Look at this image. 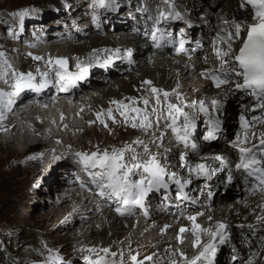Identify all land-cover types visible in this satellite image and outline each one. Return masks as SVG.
<instances>
[{
	"label": "bare ground",
	"instance_id": "obj_1",
	"mask_svg": "<svg viewBox=\"0 0 264 264\" xmlns=\"http://www.w3.org/2000/svg\"><path fill=\"white\" fill-rule=\"evenodd\" d=\"M28 1L29 0H0V14L7 5L13 6V10H17ZM63 1L66 0L55 2L56 4H54L53 10L61 11V9L64 10L66 7L72 6L74 10L77 9L81 11V8L84 7L82 3L85 0ZM121 1L124 4H122L120 0H116V4L122 7L120 12L107 17L110 25L108 26L105 24L104 17L101 15L103 17V25L92 26L90 38L87 39L84 44H74L72 42L63 44L62 41L58 43L59 41L56 40V37L51 40L44 39L41 43L33 42L32 44V42H29L31 43L29 45L36 49V51H31L32 56L42 57L43 59L41 61H35L31 58H29L28 61H24L25 54L18 57L16 50L19 46L16 44L7 46L2 51L14 71H20L16 66V61H22V66L32 63L34 68L33 71L37 73L36 69L46 67V62L50 58L53 60L58 58L70 60L72 63L71 66L73 67L69 68V72L73 74L77 73L76 63L78 61L83 62V66H86L88 71L83 74V79L75 81V87L59 93V95H62V99H58L57 97H51L50 99L44 96L45 94H50L51 86L44 88L42 93H37L38 95L34 94L32 90L27 89L19 96L12 97V107L9 111L5 112L6 118L3 123L0 124L1 129H10V133L4 136L0 132V141L2 139L4 141L3 144L0 145V150L7 152L6 157H0V174L3 175L1 168L8 165L11 170L16 169L17 173L24 175L22 182L29 184L40 174L42 166L47 165L48 175L45 173V177L49 183H51V188L56 192L58 201L55 202L53 200L52 205L49 207L50 210L46 212L42 222L47 224L48 219L54 217V222H56L59 227L65 228L64 234L62 233V235H60L61 238L52 233L48 235L47 238L58 242L59 240L65 239L69 233L72 238L69 246L78 247L80 241L83 239V241H86L87 248L111 249V251L116 254L115 264H119L121 254H123L125 264H128L130 255H136L137 253L140 259L153 256L154 262L162 259L164 264H168L169 259L178 260V257L170 256V253L165 252V249H171L172 252L182 251L190 257L196 255L197 253L193 252L191 248L193 237L186 233L183 237L186 243L181 245L177 242L176 236L181 227H191L189 221L184 219V217L194 215L199 217V213L201 212L204 213V216L199 217L196 222L202 226L213 227V229L217 223H224L228 226L226 232L229 239L224 245L219 246L214 264H240L243 257L246 262L252 258V255H246L248 244L252 242L253 246H257L255 239H257L258 231L256 228H264L263 225H257L254 222L257 213H253V210L258 203V198H244L245 195H243V197L241 196V201H238L237 199L240 195L237 193L235 194L231 188L223 185L224 176L211 178V180L208 177L200 178L202 182L198 184L196 176L194 174L190 175L188 170L181 166V161L179 159L181 155H186L187 163L190 165L205 162L219 168V165L215 164L213 161H201L200 157L224 156L227 157L230 162V169L234 175L233 178H239L237 177L239 171L235 173L234 170L235 165L238 163L237 155L234 151L225 148L205 151L204 146L208 144V141L203 139L204 136L200 138L203 126H199L198 123H205L209 117L202 114L197 117L196 131L192 136V142L196 144L197 150L193 152L191 148H182V145L176 143L174 135L166 127L164 120L159 122V126L154 123L153 128L145 134L142 131H137L132 128L124 130L118 129L116 128L117 126H113L111 123H108V128H105L96 120V114L100 112L107 113L110 108L115 111L116 105L111 103L114 100L129 104L130 99L126 98H134L137 100L148 99V110L151 111V108L156 107V103L148 85L144 83L145 81H151L152 87L164 91L172 92L178 89L179 93L185 97L186 102H191L193 100L205 101L210 111H213L211 109V101L213 99L220 100L223 107L220 108L219 111L213 112L212 118L221 121L222 130L220 132H222V135H230L231 133L236 134L238 132L237 128L230 131L226 126L223 127L224 123L227 125L228 116L231 112L226 106L227 98L223 99L222 95H228L227 91L230 90V87H221L219 89L212 87L210 84L211 81L201 77L200 73L216 69L219 64L216 56H212L213 54L210 53L212 39H209L208 36L214 34V31L216 36L220 34V27L223 25L225 19L230 21L236 19L237 21L249 22L250 18L247 17L248 15L246 12L239 10L237 0H223L222 12L226 14L222 19L217 15V12L212 10L213 7L210 6L212 0H184L183 4L177 3L175 5L176 10L180 12L183 19L165 22L163 26L168 28L167 33L170 34V29L180 24L179 28L185 32L188 40L191 41L190 47L194 50L197 48L200 49L204 47V45L206 46L207 43L206 48H208L207 51H209L210 56H208V54H202L201 56H197V58L195 55L176 56L174 51L172 54L166 52L169 49L168 47L156 49L149 36L144 37L142 34L143 29L149 26L148 21L151 15L155 16L158 14L157 9H163L165 12L170 11L167 5L162 4L160 0ZM153 4H155V8ZM98 10L101 12L103 9ZM102 12L104 13V11ZM196 13H199V16L202 15L201 13L204 14L203 17L207 19L206 25H204L202 21L200 22L194 19L192 14ZM84 22H86V25H90L87 24L89 23L87 20H84L81 24ZM194 23L195 25L204 27V30L208 32L206 35L207 37L203 36L200 32L203 30L202 28L195 30V25H193L192 28L188 27V24ZM79 26L80 23H74V25H72L73 28L78 30L77 34L71 33L69 29H62L58 31V33L61 34V36L58 37H63L65 39L72 38L74 37L73 35L81 37V35H83V30H81ZM121 28H124L125 31H120ZM98 29H113L114 32L111 33L109 37H103L95 33ZM30 31L32 30L24 28L20 37H27ZM48 34L50 36L53 35L51 32L47 33V35ZM119 34H121V36H119ZM208 40H211V42H208ZM45 45L50 46L45 47ZM235 47L238 48L239 44L235 45ZM117 50H119L120 58L113 55ZM153 50L156 51L153 52ZM27 51L30 50H25L24 52ZM128 51L132 52L130 58L132 60V65L126 63L124 67L123 62L130 60L126 55ZM94 53L96 54L95 60L92 59ZM109 56L112 57L109 64L104 67L97 66V62L95 61L98 57H101L98 62L102 64ZM115 60H117V62H115ZM206 60L207 63H205ZM38 63H41V65ZM140 64H145V66L141 68ZM23 68L24 67L21 69ZM119 68H125L127 72L133 69L128 72L126 81L111 77L115 75V70ZM98 69L101 70L100 73L104 75L106 79H111L109 82L110 88L106 87L100 90L98 86H95L94 76L96 75L93 74ZM40 72L42 71L40 70ZM50 74L48 80L54 82L56 78L55 74ZM35 76H37V74H35ZM9 81L10 83L12 82L10 76ZM56 84L57 87L60 86L59 82ZM78 86H81V89H77ZM11 89L12 88L8 84L0 82V90L9 92L12 91ZM85 89L92 90V93H86ZM94 90H97V92H93ZM86 95H88L87 99H85ZM27 96L32 100L31 103L25 100ZM161 99L163 100L162 97ZM54 101L56 104L58 103L59 113L54 109ZM170 101L174 102L175 98L170 97ZM235 102L239 105L241 104L240 99H237ZM46 103L49 105H46ZM135 107L143 108L144 106L142 104H137ZM81 109H83V111H81ZM186 111L189 110L186 109ZM237 114L238 113H236V116ZM16 115H19L23 121L17 124L15 119ZM116 120V125L122 127L125 125L119 113L116 115ZM30 122L31 125H29ZM39 125L44 126V128L36 130ZM204 128L207 134V123H205ZM20 130L21 132H19ZM58 133H61V135ZM161 134H164L162 144L159 139ZM146 136L148 139H146ZM137 139L142 140L144 144L151 149L152 154H159L161 162L167 166V170L170 173L175 172L182 183L190 181L187 187L184 188L185 191L192 197L193 190L197 188V191L202 195L201 200L198 194H196L195 197H192L195 205L185 204L182 206V204L175 199V202H171V204H173L169 206L168 198H170V194L173 189H179L177 185L170 184L167 192L161 189L159 192L149 193L142 207L133 208L131 215L121 216L116 211L117 205L112 201L99 198L98 202L100 203L99 206L96 207L94 205V202L97 201L96 198L86 194L95 188L91 179L88 178V175L91 177L90 170L73 167L76 164L72 166L63 163L60 167L56 164L58 160H60L61 155L63 160L69 163H77L79 159L76 156L77 152L91 154L96 151H91L93 148L87 150L86 148L88 146L95 145L96 142L103 143L108 140H111L115 144L103 146L104 149H101V152L103 150L110 151L112 148H123L125 145H130L136 148L137 152L142 153V147L133 144V141ZM57 141H60V143H57ZM220 141L223 142L224 140L221 139ZM89 142H91L92 145L87 144ZM158 145L160 146L158 147ZM25 146H28L29 149L41 148L38 153L39 155H36V159H30V157L34 156L29 155L28 151L24 149ZM71 150H74L75 154L70 153ZM164 156H166L167 159H164ZM58 174L64 176L65 180L58 181ZM73 174H76L77 178L81 176L84 183L78 185L77 180L72 179ZM9 176L10 179H13L16 174H10ZM70 179L76 181L74 183H69L68 180ZM165 179L167 180V177ZM209 189H211V192L216 191L214 200L212 201L208 199L210 193ZM222 191H225L227 194L222 195ZM241 193L248 194L247 191H241ZM165 197H167V199H165ZM198 207L199 209H197ZM138 211H142L139 212V214L143 217H140L139 221L136 219L130 220ZM160 212H163L165 215H162ZM173 214H177L178 217H170ZM96 218L99 219L98 224H95L93 221ZM75 223L83 225L88 230L82 231L74 227L73 225ZM244 223L246 225L249 223V225H254L255 230L249 228L242 230L243 227H238L244 225ZM246 225H244V227ZM165 226H168L167 232L161 235ZM208 239L207 236L202 237L204 243H207ZM248 240L250 242H248ZM155 254H159V256L157 257ZM61 258L65 262L70 260L68 258ZM82 259L84 260V257H82ZM108 259L111 260L112 258L109 257ZM150 264H152V262H150Z\"/></svg>",
	"mask_w": 264,
	"mask_h": 264
},
{
	"label": "snow or ice",
	"instance_id": "obj_2",
	"mask_svg": "<svg viewBox=\"0 0 264 264\" xmlns=\"http://www.w3.org/2000/svg\"><path fill=\"white\" fill-rule=\"evenodd\" d=\"M160 2L167 5L170 11L165 12L163 9H157L158 14L154 23L159 25L183 19L180 12L176 10L175 0H160ZM92 3L97 9H103L107 12L117 10L116 0H92ZM240 10L246 13L250 12L251 22L224 20L220 27V34L212 42L215 49L214 54L219 61V68L202 72L200 76L210 80L217 89L234 84L233 91L245 93L256 102V106L250 111L259 114L252 117L240 116L241 133L237 135L230 146L239 155V163L235 165V169L245 174L243 183L246 190L250 195L258 193L264 195V0H240ZM12 15L19 18L23 23L24 18L30 15V10L18 11ZM92 19L93 22L99 23L100 16L94 15ZM188 27L192 28L193 25L188 24ZM179 36L180 39L176 40L159 27L153 28L149 33V38L157 49L174 47L176 56L186 54V40L183 38L185 33L181 31ZM237 44L240 45L238 49L235 47ZM113 55L120 58L119 50ZM126 55L130 59L132 52L128 51ZM95 58L96 54L94 53L92 59L95 60ZM31 59L41 61L43 58L32 56ZM111 60L112 57L109 56L102 64L97 62V66L104 67ZM46 67L48 71L43 73L40 72V69H36L42 80L37 85L35 83L36 76L33 73L24 74L12 70V66L8 63L4 53L0 52V82L8 84L13 89L11 93L0 90V124L6 118L5 112L12 107V97L19 96L27 89L39 92L51 86L48 82L49 73L55 74L61 91H68L75 87V81L83 79V74L88 71V68L83 66V62L78 61L76 63L77 73L73 74L69 72L68 60L62 58L54 60L50 58L46 62ZM9 76L12 80L11 83ZM144 83L148 85L152 97L155 99L156 107L151 108V111L148 110V99L126 98L130 99L129 104L115 100L111 102L116 105V111L119 112L125 126L147 134L153 128L154 123L159 126V122L164 120L166 127L174 135L176 143L196 152L197 146L192 142V136L196 131L197 117L202 114L209 117L205 121L208 124V131L203 139L208 142L218 139L217 133L222 130L221 121L213 119L212 116L213 112L219 111L223 107L220 100L213 99L211 101L213 111H210L203 100L186 102L185 97L179 93L178 89L168 92L152 87L151 81ZM170 97H174L175 101L171 102ZM137 104H142L144 107H135ZM96 120L105 128H108L106 121H111L113 124L117 123L111 108L107 113H97ZM257 128L260 130L257 131ZM159 139L162 144L164 134H161ZM133 144L142 147V153L137 152L136 148L130 145H125L123 148H112L110 151L103 150L102 152L98 148L96 152L91 154L76 153L79 158L77 163L81 164L85 170L91 171V179L97 189L96 195L115 203L117 205L116 211L121 216L131 215L133 208L142 207L149 193L159 192L161 189L167 192L170 184L177 185L180 189L177 199L186 200L187 196L183 190L190 181L182 183L175 172L170 173L167 166L161 162L160 155L152 154L151 149L142 140L137 139L133 141ZM30 159H36V157H30ZM164 159L167 157L164 156ZM179 159L181 166L186 168L190 175L194 174L197 179L209 177L217 172L216 167L205 162L195 165L188 164L186 155H181ZM200 159L201 161H213L219 165L221 171L230 169V162L227 157L220 155L202 156ZM228 183H232L231 177H229ZM260 210L264 213V205L260 206ZM202 216L204 213H199V217ZM199 217L195 215L184 217L189 221L191 227H181L176 236L177 242L181 245L186 243L183 238L186 233L193 237L191 248L197 254L190 257L182 251L172 252L171 249H165V252L170 253V256L178 257V260L169 259L168 264H181V262L182 264H214L219 246L224 245L229 239L226 232L228 226L224 223H217L214 229L213 227H204L196 222ZM256 224L264 225V215L258 217ZM238 227H244V225ZM247 227L255 230L254 225H247ZM167 228L168 226H165L161 235L167 232ZM204 236L209 238L207 243L202 240ZM45 250L48 252V255L44 257L47 264H66L59 255L47 250L46 246ZM79 251L88 254L84 256V264H115L116 261V254L108 248L88 247L79 249ZM155 255L159 256V254ZM109 257L112 259H108ZM252 257L246 261V264H255L256 254L253 253ZM150 262L152 264H164L162 259L154 262L153 256L140 259L138 253L130 255L128 264H150ZM119 264H125L123 254L120 255Z\"/></svg>",
	"mask_w": 264,
	"mask_h": 264
},
{
	"label": "rangeland",
	"instance_id": "obj_3",
	"mask_svg": "<svg viewBox=\"0 0 264 264\" xmlns=\"http://www.w3.org/2000/svg\"><path fill=\"white\" fill-rule=\"evenodd\" d=\"M59 1L60 0H29L28 2H25V4H23L17 10H13V6L7 5L6 8L4 9V11H2L0 14L1 15L0 16V52H2L7 46H13L16 44L17 46H19L16 50L18 57H20L22 54H25L24 61H28L29 58H31V56H32L31 51H36V49H34L35 47L33 48V46L29 45V44H31L29 42H32V44H33V42L41 43V41L44 39L51 40L54 37H56L57 38L56 40L59 41L58 43H60V41H62L63 44L66 42H70V43L72 42L74 44H82V43L84 44L87 41V39L90 38V30L92 29V26H99L101 24L103 25V17L105 20V24H107L109 26L110 22L107 19V17H109L113 14H118L120 12V10L122 9L121 5L116 4L117 10L115 12H107L106 10H102V11H104V13H103L102 11L99 12V10L93 5L92 0H85L82 3V6H84V7L81 8V11H79L77 9L74 10L72 6L66 7V9H64V10L60 8L61 11L53 10L54 4H56ZM239 1L240 0H237V2L239 4V10H240V2ZM63 2H68V1L66 0ZM120 2L122 4H124L121 0H120ZM222 2H223V0H212V2L210 4V6L213 7V9L212 8L211 9L213 11L217 12V15L220 16L221 19L224 18L225 14H226L225 12H222V9H223ZM177 3L183 4L184 0H175V5ZM153 6L155 8V4H153ZM207 9L210 10L209 8H207ZM22 10H30V15L25 18L23 23H21V21L18 18L16 19L12 15V14H14L18 11H22ZM150 12H152V11H150ZM126 13H128V12H126ZM199 13L192 14L194 19L198 20L200 22L202 21V23L204 25H206L207 19L203 17L204 16L203 13H201L202 14L201 16H199ZM94 15L100 16L99 23L93 22L92 17ZM101 15H103V17ZM155 17H156V15L155 16L151 15V19H149V21H148L149 26L143 29L142 34L144 37H148L149 32H151V30L155 27H159V28L165 30L166 32H168V28L163 26L164 23L159 24V25L154 23ZM84 20L89 21V23H87V24H90L91 26L86 25V22L81 24ZM209 20L213 21L212 19H209ZM74 23H80L79 27L81 28V30H83L82 31L83 35H81V37H76V35H73L74 37L67 38V39H65L63 37H58V36H61V34H59L58 31H61L62 29H69L71 31V33L77 34L78 30L72 27V25H74ZM119 24H121V23H119ZM184 24H186V23H184ZM192 25H195V23ZM179 27H180V24L175 25L173 28H171L170 29L171 32L169 35H171L173 37L172 32L179 30L180 29ZM24 28L25 29L26 28L31 29L32 31L28 32L27 37L21 38L20 34H21V32L24 31ZM200 28L203 29L202 31H200L202 33V35L207 37L206 35L208 34V32L204 30V27L195 25V30H199ZM98 30L95 33H97L103 37H109L110 34L114 32L113 29H101L99 31ZM121 30L125 31L124 28H121L120 31ZM49 32L53 33V35H51V36L49 34L47 35V33H49ZM214 33H215V31H214ZM119 36H121V34H119ZM48 46H50V45H45V47H48ZM206 46H207V43H206ZM168 48L169 49L166 52L169 54H172L173 53L172 48L171 47H168ZM206 49L208 50V48H206ZM25 50H30V51L24 52ZM195 50H197V49H195ZM154 51H156V50H153V52ZM204 54L207 55V53H204ZM99 58L101 59V57H98V59H96L95 62H98L100 60ZM196 58H197V56H196ZM190 59H192V58H190ZM21 62L22 61H16V66L20 70V71H16V72L24 73V74L31 72V73H33V75L37 74L36 81L41 83V76H39L40 74L35 73L33 71L34 70L33 64L29 63V64H26L25 66H22ZM115 62H117V60H115ZM126 63H129L130 65H132V60L130 59V60H127L126 62H123V66ZM38 64L41 65V63H38ZM71 64H72L71 61L68 60V69L73 67V66H71ZM140 65H141L140 66L141 68H143L145 66V64L144 65L140 64ZM22 67H24V68L21 69ZM39 69L42 71L41 73L48 71L47 67H44V68L40 67ZM131 70H133V69H131ZM131 70H129L128 72H130ZM100 72H101V70L98 69L93 74V75H96V76H94L95 77L94 78L95 86L96 87L98 86V88L100 90H103L106 87L110 88L109 82L111 81V79H106L105 76L102 75ZM128 72L126 71L125 68H119V69L115 70V72H114L115 75H112L111 77L112 78L116 77L117 79H123L126 81ZM49 75H51V74L49 73ZM51 81L48 80V82H51ZM57 82H58V80H57V78H55L54 82H53L55 85H53V83L51 82V91L49 92L50 94H48V95L45 94L44 96H47L50 99H51V97L52 98L57 97L58 99H62V95H59V93L62 91L60 90V86L57 87V84H56ZM127 82H129V81H127ZM55 87L59 88L58 92H57V89H56V91L53 90V88L55 89ZM225 87H227V86H225ZM77 89H81V86H78ZM11 90L13 91V89H11ZM12 91H9V93H11ZM91 91L92 90H90V89L89 90L85 89L86 93H88V92L92 93ZM93 92H97V90L96 91L94 90ZM227 93H228V95L223 94L222 97H223V99L227 98L226 106H227V109L229 108V111L231 113L228 116L227 125H225V123H224L223 127L226 126L227 128H229L230 131H232V129L233 130L236 129V128H234V126H236V124H237L236 113H238V111L236 110V108L238 106L236 104L237 102H235L237 99H235L234 96L233 97L231 96L230 90L227 91ZM34 94H36V93H34ZM36 95H38V94H36ZM87 97H88V95H86L85 99H87ZM25 100L28 103H31V101H32L29 96H27L25 98ZM46 105H49V104L46 103ZM54 109H56L58 112V103L56 104L55 101H54ZM117 113H119V112H117L116 110L113 111V115L115 117H116ZM15 119H16L17 124L19 122L23 121V119L19 115H16ZM107 123H111L113 126H117L116 128L122 129V130L130 128V127H127L125 125L122 127V126L116 125V123L113 124L111 121H109V122L107 121ZM198 124H199V126H203V130L200 133V138H201V137L206 135L205 128H204L205 123L200 122ZM29 125H31V122ZM41 128L43 129L44 126L39 125L36 128V130H39ZM0 132L4 136L5 134L10 133V129L9 128H5V129L0 128ZM19 132H21V130ZM58 134L61 135V133H58ZM78 135H80V134H78ZM228 135L229 134L224 136V135H222V132H219L217 135L218 136L217 140L208 142V144H206L204 146L205 151L211 150V149H218V148L224 149L225 144H226L225 143L226 137ZM146 139H148L147 136H146ZM221 139H223L224 141L221 142L220 141ZM3 142L4 141L2 139L0 141V145H2ZM87 144L92 145L91 142H89ZM111 144H115V143L112 142L111 140H108V141L103 142V143L96 142L95 145L88 146L86 149L91 150L93 148L91 151H97L98 150L97 148H99V150L101 151V149H104L103 146H107V145H111ZM182 148H184V147L182 146ZM24 149L28 151L29 155L36 157V155L39 153L41 148L29 149L28 146H25ZM70 153H74V150H71ZM6 156H7V152L4 150H0V157H6ZM76 160H77V158H76ZM63 163L66 165L76 164V165H74L75 167H83L79 163H75V162L69 163V162L63 160L62 155H61L60 160H58V162L56 164H58L59 165L58 167H60V166H62ZM7 166H4L3 168H1V172L3 173V175L0 174V247L2 248V250H4L6 252L9 259L10 260L16 259L15 264H47V261L44 259V257L46 255H48V252L45 250V246H46L47 250H51V252L53 254L59 255L60 257H63L66 259L67 258L70 259V260L66 261V262H68L66 264H84V260L82 259V257H84L85 255H88V254L79 251V249L87 248L86 247V241H83V239H82L80 241L79 246L74 247V246H69V244L72 241L71 234H69V233L65 239L59 240L58 242H56L53 239L47 238V236L51 235V233L56 234L59 238H61L60 235H62V233L65 230L64 227H59L58 224L56 222H54V217H52L51 219H48L47 224L42 222V219L45 216L46 212L48 210H50L49 207L52 205L53 200L55 202L58 201V197L56 196V192L51 188V183H49V181L45 177L47 174V170H48L47 165L42 166V170H41L40 174L37 176V178L33 182H31L29 184L22 182L24 175L17 173L16 169L11 170V168L9 166L7 168ZM4 170H5V172H4ZM225 170L226 169L220 171L219 168H217L216 174L210 175L208 178H210V180H211V178H215V177H221V176L225 177L226 176V174L224 173ZM85 173L87 174L86 171H85ZM10 174H16V176L13 179L12 178L10 179V176H9ZM43 174H45V176ZM88 176L90 177V175H88ZM43 177H45L46 180ZM76 178H77V175L73 174L72 179H76ZM57 180L58 181L59 180L64 181L65 179H64V176H62L61 174H58ZM75 181L76 180H71V179L68 180L69 183H74ZM91 181H92V179H91ZM201 182H202V179H198V184ZM223 185H225V183ZM225 186L236 191V188L233 184L230 186H228V185H225ZM96 191H97V189L94 188L91 190V192H87L86 194L92 195L96 198L97 201L94 202V205L97 207V206H99V203H100V202H98L100 197L96 195ZM178 192H180L179 189H177V188L173 189L172 193L169 196L170 198H168V200L170 202L174 203L175 199H176V193H178ZM203 193H206V192H203ZM192 194H193L192 195L193 197L196 196L195 193H192ZM235 194H236V192H235ZM201 198L199 197L200 200H201ZM191 204H193V203L191 202ZM159 205H161V204H159ZM197 209H199V207ZM138 212H142V211H138ZM161 214L165 215L163 212ZM140 217L142 218L143 216L141 214L139 215V213H138V216H137V214H135L134 217L132 216L130 218V220L136 219L137 221H139ZM170 217H178V216L176 214H173ZM93 221L95 224L99 223V219H97V218L94 219ZM249 224H247V225H249ZM61 225H62V223H61ZM244 225H246V224L244 223ZM247 225L245 227H243L242 230L248 228ZM42 226H43V228H42ZM53 226H56V227H53ZM73 226L77 227L78 229H80L82 231L88 230L83 225H80L77 223H75ZM56 228H58V229H56ZM229 255H230V253H229Z\"/></svg>",
	"mask_w": 264,
	"mask_h": 264
},
{
	"label": "trees",
	"instance_id": "obj_4",
	"mask_svg": "<svg viewBox=\"0 0 264 264\" xmlns=\"http://www.w3.org/2000/svg\"><path fill=\"white\" fill-rule=\"evenodd\" d=\"M16 259L10 260L8 255L2 248L0 247V264H15Z\"/></svg>",
	"mask_w": 264,
	"mask_h": 264
},
{
	"label": "clouds",
	"instance_id": "obj_5",
	"mask_svg": "<svg viewBox=\"0 0 264 264\" xmlns=\"http://www.w3.org/2000/svg\"><path fill=\"white\" fill-rule=\"evenodd\" d=\"M247 15H248L247 17H250V13H247ZM236 104H237V106H238V107H237V111H238V114H239V109H238V108H239V105H238V103H236ZM238 114H237V116H238ZM237 116H236V119H237ZM236 126H237V124H236Z\"/></svg>",
	"mask_w": 264,
	"mask_h": 264
},
{
	"label": "water",
	"instance_id": "obj_6",
	"mask_svg": "<svg viewBox=\"0 0 264 264\" xmlns=\"http://www.w3.org/2000/svg\"><path fill=\"white\" fill-rule=\"evenodd\" d=\"M234 128H236V126H234ZM231 136L233 135V133L230 134Z\"/></svg>",
	"mask_w": 264,
	"mask_h": 264
}]
</instances>
